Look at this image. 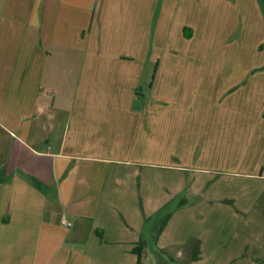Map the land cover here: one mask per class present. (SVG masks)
Instances as JSON below:
<instances>
[{"label":"crops","instance_id":"1","mask_svg":"<svg viewBox=\"0 0 264 264\" xmlns=\"http://www.w3.org/2000/svg\"><path fill=\"white\" fill-rule=\"evenodd\" d=\"M140 240L264 264V0H0V264Z\"/></svg>","mask_w":264,"mask_h":264},{"label":"trees","instance_id":"2","mask_svg":"<svg viewBox=\"0 0 264 264\" xmlns=\"http://www.w3.org/2000/svg\"><path fill=\"white\" fill-rule=\"evenodd\" d=\"M167 211H168V207L165 206L161 210H159L153 217V219H155V222H157L156 224L157 226H155L154 224V227H158L156 234H159L162 230V227L165 226L166 224V220L169 216L167 214ZM195 244L196 245L191 254L192 261L198 258V246L197 243ZM145 252H146V244L144 241L140 240L132 249V253L136 257V264H144L146 259ZM152 253H153V258L156 259V264H160V260H164L166 264L175 263L173 257L164 250L154 249L152 250Z\"/></svg>","mask_w":264,"mask_h":264},{"label":"rangeland","instance_id":"3","mask_svg":"<svg viewBox=\"0 0 264 264\" xmlns=\"http://www.w3.org/2000/svg\"><path fill=\"white\" fill-rule=\"evenodd\" d=\"M145 264H156V260L151 256L147 259Z\"/></svg>","mask_w":264,"mask_h":264},{"label":"built area","instance_id":"4","mask_svg":"<svg viewBox=\"0 0 264 264\" xmlns=\"http://www.w3.org/2000/svg\"><path fill=\"white\" fill-rule=\"evenodd\" d=\"M65 227H70L71 226V223H69V222H63L62 223Z\"/></svg>","mask_w":264,"mask_h":264}]
</instances>
